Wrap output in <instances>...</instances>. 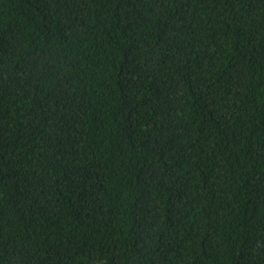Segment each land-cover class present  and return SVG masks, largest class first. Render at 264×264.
I'll return each instance as SVG.
<instances>
[{"label": "trees", "instance_id": "trees-1", "mask_svg": "<svg viewBox=\"0 0 264 264\" xmlns=\"http://www.w3.org/2000/svg\"><path fill=\"white\" fill-rule=\"evenodd\" d=\"M0 264H264V0H0Z\"/></svg>", "mask_w": 264, "mask_h": 264}]
</instances>
